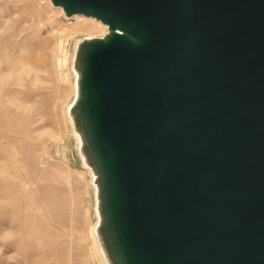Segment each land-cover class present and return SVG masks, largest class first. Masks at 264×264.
Instances as JSON below:
<instances>
[{
    "label": "water",
    "instance_id": "95a60500",
    "mask_svg": "<svg viewBox=\"0 0 264 264\" xmlns=\"http://www.w3.org/2000/svg\"><path fill=\"white\" fill-rule=\"evenodd\" d=\"M111 264H264V0H49Z\"/></svg>",
    "mask_w": 264,
    "mask_h": 264
},
{
    "label": "rangeland",
    "instance_id": "374dc122",
    "mask_svg": "<svg viewBox=\"0 0 264 264\" xmlns=\"http://www.w3.org/2000/svg\"><path fill=\"white\" fill-rule=\"evenodd\" d=\"M79 17L49 0H0V264H102L66 109L76 43L108 28Z\"/></svg>",
    "mask_w": 264,
    "mask_h": 264
},
{
    "label": "bare ground",
    "instance_id": "6f19581e",
    "mask_svg": "<svg viewBox=\"0 0 264 264\" xmlns=\"http://www.w3.org/2000/svg\"><path fill=\"white\" fill-rule=\"evenodd\" d=\"M57 9H59V8H57ZM77 16H80V15H77ZM77 16H74V17H77ZM82 17H79V18L82 19ZM106 32H107V30H106ZM105 34H103V35H105ZM102 36H100V37H102ZM92 37H95V36H92ZM92 37H88L87 39H90ZM79 42H81V41H78L76 43V46H75V49H74V53H73V56H72L71 71L73 73V79H72V85L73 86H72V88H74L73 89L74 91H73L72 99L70 101L71 103L68 105V107L66 109V113H67V117H69L71 131H73V135L75 137L74 140H75V144H76L75 146L77 147L78 155H79L80 160L82 161L84 167L88 170L87 174L90 175V184H91V187L93 189V204H94V206H93L94 209L93 210H94V216H95L96 220H95V223H94L93 227L91 228V233L93 235L94 242H95V245L97 247L98 255H100L102 264L103 263L104 264H111V261L109 260V257L107 255L106 249H105V247H104V245L102 243L101 237H100L99 233H97V227H98V223H99V218H98V215H97V204H96V192H97V189L95 188V185H94L95 177H94V174H92L91 169L89 168V166L87 164V161L84 159V156H83V153H82V150H81L80 137H79L77 131L75 130L73 117H71V115H70V108L74 104V100H75V97H76V88L75 87H76L77 73H75V71L73 69V62H74V56H75V53L77 51ZM100 264H101V262H100Z\"/></svg>",
    "mask_w": 264,
    "mask_h": 264
}]
</instances>
